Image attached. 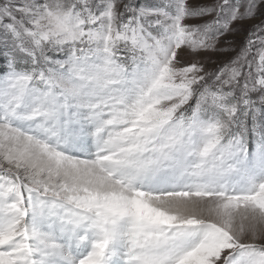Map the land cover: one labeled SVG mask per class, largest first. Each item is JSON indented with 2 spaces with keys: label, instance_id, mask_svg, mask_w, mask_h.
<instances>
[{
  "label": "snow or ice",
  "instance_id": "obj_1",
  "mask_svg": "<svg viewBox=\"0 0 264 264\" xmlns=\"http://www.w3.org/2000/svg\"><path fill=\"white\" fill-rule=\"evenodd\" d=\"M0 264H264V0H0Z\"/></svg>",
  "mask_w": 264,
  "mask_h": 264
},
{
  "label": "rangeland",
  "instance_id": "obj_2",
  "mask_svg": "<svg viewBox=\"0 0 264 264\" xmlns=\"http://www.w3.org/2000/svg\"><path fill=\"white\" fill-rule=\"evenodd\" d=\"M196 22H198V21H191V23H196ZM244 38H245L244 35H241V36L237 37L236 39H237V41L242 42L244 40ZM213 59L215 60V59H217V57L213 56Z\"/></svg>",
  "mask_w": 264,
  "mask_h": 264
}]
</instances>
